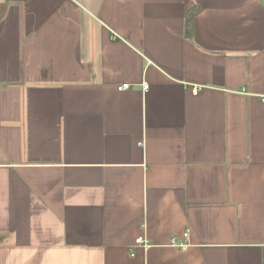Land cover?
Returning a JSON list of instances; mask_svg holds the SVG:
<instances>
[{
	"label": "crops",
	"instance_id": "1",
	"mask_svg": "<svg viewBox=\"0 0 264 264\" xmlns=\"http://www.w3.org/2000/svg\"><path fill=\"white\" fill-rule=\"evenodd\" d=\"M0 264H264V1L0 0Z\"/></svg>",
	"mask_w": 264,
	"mask_h": 264
},
{
	"label": "built area",
	"instance_id": "2",
	"mask_svg": "<svg viewBox=\"0 0 264 264\" xmlns=\"http://www.w3.org/2000/svg\"><path fill=\"white\" fill-rule=\"evenodd\" d=\"M142 85H143V89H144L145 91L148 90V88H149V84H148L147 82H143ZM128 88H130V84H129V83H123V84H121V85L118 87L119 90H124V89H128ZM192 91H193L194 93H198L199 88H197V87H193V88H192ZM139 246H140V247H143V248H147V247H148V240H147V238L145 237V235H140V236H138V237L135 239L134 247H139ZM132 255H134V253H132Z\"/></svg>",
	"mask_w": 264,
	"mask_h": 264
},
{
	"label": "trees",
	"instance_id": "3",
	"mask_svg": "<svg viewBox=\"0 0 264 264\" xmlns=\"http://www.w3.org/2000/svg\"><path fill=\"white\" fill-rule=\"evenodd\" d=\"M198 10H199V6L197 5L191 8L186 15L185 34L188 37H192L195 32V21H196V15L198 13Z\"/></svg>",
	"mask_w": 264,
	"mask_h": 264
}]
</instances>
